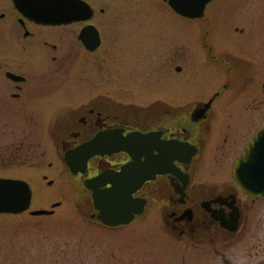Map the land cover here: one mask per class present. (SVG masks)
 Returning <instances> with one entry per match:
<instances>
[{
    "label": "flooded vegetation",
    "instance_id": "1",
    "mask_svg": "<svg viewBox=\"0 0 264 264\" xmlns=\"http://www.w3.org/2000/svg\"><path fill=\"white\" fill-rule=\"evenodd\" d=\"M83 1L87 17L46 24L14 0H0V164H57L81 184L97 179L104 187L128 164L137 165L125 177L145 173L141 164H164L132 193L145 201L142 214L159 204L166 232L207 253L201 264H264V197L246 194L234 178L237 158L264 125V19L233 17L236 6L224 16L216 6L211 15L216 0L190 18L163 0L180 23L147 53L155 56L153 68L170 76L150 85L158 96L141 106L128 101L126 89L141 87V72L149 70L141 60L128 64L130 54L141 53V37L119 32L127 18L114 0ZM56 94L60 111L41 122L29 106ZM152 132L158 135L150 152L130 138ZM96 137L98 150L85 162L81 151L73 156ZM106 141L137 150L105 148ZM67 157L86 164L84 171L72 175ZM83 189L93 216L91 191ZM234 247L244 257L228 256Z\"/></svg>",
    "mask_w": 264,
    "mask_h": 264
},
{
    "label": "rangeland",
    "instance_id": "2",
    "mask_svg": "<svg viewBox=\"0 0 264 264\" xmlns=\"http://www.w3.org/2000/svg\"><path fill=\"white\" fill-rule=\"evenodd\" d=\"M114 2L118 15L127 18L117 26L119 32L126 39L141 37L143 41L141 53L135 54L141 56L130 54L128 64L137 67L141 60V65L151 70L141 72V87L126 88L128 101L147 106L157 95L150 85L169 80L167 76H170L169 70L164 74L163 70L153 68L155 56L147 53L148 49L157 36L171 34L180 20L163 0ZM216 6L224 7L222 13H216L218 16H224L227 9L236 6L232 9L233 17L264 19V0H216L208 13L214 15ZM138 48L135 43L131 49ZM164 90L160 89L158 94L167 95ZM61 96L56 94L49 101L29 107L41 122L52 119L60 111ZM6 165L0 164V175L22 177L29 184L32 192L29 210L51 209L55 202L60 205L50 215H31L29 210L14 215L0 214V264H201L202 258L207 257V253L193 250L188 240H176L167 233L158 212L159 204L125 226L104 227L90 219L92 207L83 184L68 175L61 165L13 164L5 168ZM237 249L228 248L226 253L231 258L244 257Z\"/></svg>",
    "mask_w": 264,
    "mask_h": 264
},
{
    "label": "water",
    "instance_id": "3",
    "mask_svg": "<svg viewBox=\"0 0 264 264\" xmlns=\"http://www.w3.org/2000/svg\"><path fill=\"white\" fill-rule=\"evenodd\" d=\"M17 7L30 18L44 23H69L84 14L86 3L81 0H14ZM177 13L194 18L203 15L204 7L210 0H166ZM158 134L130 135L131 139L141 141V150L150 152L155 148L154 139ZM98 138H94L73 152V156L80 151L85 156L83 161L95 153L98 148ZM125 149L131 155L137 150V145L125 147L123 144L105 142V148ZM79 150V151H78ZM68 167L73 174L83 172L86 164H72L68 157ZM251 162L253 164H243ZM137 164H128L124 167L119 177L110 179L109 187H104L105 182L87 179L84 186L91 190L92 203L97 210L95 217L106 226L115 227L131 222L135 216L143 212L145 201L132 197L133 191L142 182L160 170L164 164H141V173L135 177H125ZM125 175V176H124ZM124 176V178H123ZM234 178L238 187L253 198L264 197V125L251 139L244 152L234 164ZM50 183V182H49ZM32 192L27 182L20 179L0 178V213H21L27 210L31 203ZM59 203L52 204V207ZM52 210L38 209L30 211L32 215L51 214ZM94 217V216H92Z\"/></svg>",
    "mask_w": 264,
    "mask_h": 264
}]
</instances>
